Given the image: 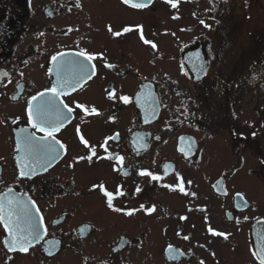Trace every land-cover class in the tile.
Instances as JSON below:
<instances>
[{"label":"flooded vegetation","instance_id":"flooded-vegetation-1","mask_svg":"<svg viewBox=\"0 0 264 264\" xmlns=\"http://www.w3.org/2000/svg\"><path fill=\"white\" fill-rule=\"evenodd\" d=\"M175 2L0 0V193L35 201L32 221L45 231L27 253L10 252L0 224V264H259L264 0ZM81 51L96 56L95 74L56 102L69 117L56 133L64 148L47 171L19 178L17 132L43 135L27 118L31 97L55 85L53 55L87 62ZM61 75L75 78L73 68Z\"/></svg>","mask_w":264,"mask_h":264},{"label":"snow or ice","instance_id":"snow-or-ice-1","mask_svg":"<svg viewBox=\"0 0 264 264\" xmlns=\"http://www.w3.org/2000/svg\"><path fill=\"white\" fill-rule=\"evenodd\" d=\"M123 2L128 4L130 0H123ZM167 2L170 3L173 8L177 7L175 0H167ZM132 6L134 8H142L146 7L147 5L133 4ZM201 23L203 24L204 21L202 20ZM108 30L111 32V27H109ZM124 31L128 32L130 29L125 28ZM113 35L120 36L121 33L115 32ZM141 39L143 40L144 44H151L153 49L157 48L155 43L144 39L143 35H141ZM65 55L67 54L58 53L57 55H53L51 57V60L58 65L56 71L57 84L46 90V92L40 93L39 96L31 97L27 108V118L31 124V128L35 129L37 132L43 133V135L37 136L35 132H30L26 128H20L17 132L16 151L18 153H22V155L16 156L19 168V178L30 179L33 177L34 173H38L41 170L47 171L53 162L60 156L64 145L56 139V133L64 126L69 117L65 116L63 111L56 107V102L59 97L66 93L68 88L74 90L82 81L90 79L91 76L95 74V65L91 64V62L96 59L94 54H89L87 51L76 53V55L82 57L84 61L87 62L66 61L64 59ZM106 67L112 68L113 65L108 64ZM197 67H199L201 71L204 70L203 63ZM68 68L74 69L75 78L72 80L62 78V71ZM6 75V72H0V80H2ZM21 75L23 74L21 73ZM48 93H50L51 96L48 100H44L43 97ZM15 98L16 97H13V99ZM110 98H115L114 93L110 94ZM120 99L125 104L130 103V98L128 96H121ZM31 101H39V103H37L34 107ZM151 103L154 105L156 100L153 99ZM76 107L83 110L85 113L88 112V109L84 105L77 103ZM63 108L67 109L69 113L73 111V109L68 107L67 104H64ZM91 112L99 114L95 107L91 109ZM12 123L15 124L17 121L13 120ZM80 139L85 145L88 144V142L84 140L83 136H81ZM107 139H111V137ZM92 155H95V149H92ZM79 159H84V157H80ZM87 159L91 160L92 156H88ZM109 159H112V157H109ZM123 159L124 158L122 156L118 157V160L121 164L123 163ZM128 174L129 173L127 171L124 172V175ZM138 174L141 177H149L151 181H159L161 179L159 175H155L151 171L147 170H141ZM190 183L191 181H189V184ZM165 186L171 187L168 185ZM136 191L140 192L141 189L138 187ZM179 191L187 195L183 183H181ZM13 193L14 189L12 187H9L6 192L0 193V224H3V227L8 232V239H5L4 243L10 252L19 250L22 253H27L31 247L39 244L45 235V231L41 229V226L33 223L32 221V210L35 209L36 214L39 215L40 209L36 207L35 201H31L29 199L27 202H25L23 201V194H21V196H16ZM103 194L107 198V206L110 209H113V192L108 191L105 188ZM120 194L122 195L123 193ZM192 195L194 196L195 193H192ZM114 210L117 212L121 211V209L118 208ZM154 211L155 206H152L150 209H148L149 213ZM126 214L131 216L133 211H128ZM42 219L43 217H41V220ZM22 224L26 225L27 227L22 228ZM208 231L214 236L225 235L224 233L213 231L211 228H209ZM184 239H188V237H184ZM45 243L51 246L53 243L58 242L45 241ZM45 251L48 255L53 254L51 247L45 249ZM168 251L169 253L173 252L172 246H169ZM253 254L256 255L255 252ZM180 255H183V253H180ZM169 258L174 259L175 257L170 255ZM258 259L259 264H264V250L260 252ZM201 264H203V261H201Z\"/></svg>","mask_w":264,"mask_h":264},{"label":"water","instance_id":"water-1","mask_svg":"<svg viewBox=\"0 0 264 264\" xmlns=\"http://www.w3.org/2000/svg\"><path fill=\"white\" fill-rule=\"evenodd\" d=\"M56 64V63H55ZM56 66V65H55Z\"/></svg>","mask_w":264,"mask_h":264}]
</instances>
